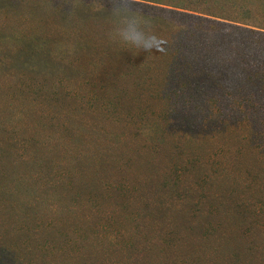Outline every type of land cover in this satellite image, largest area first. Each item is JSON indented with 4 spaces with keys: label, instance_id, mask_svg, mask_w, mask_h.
Listing matches in <instances>:
<instances>
[{
    "label": "rangeland",
    "instance_id": "1",
    "mask_svg": "<svg viewBox=\"0 0 264 264\" xmlns=\"http://www.w3.org/2000/svg\"><path fill=\"white\" fill-rule=\"evenodd\" d=\"M96 19L73 28L90 50L64 86L2 88L0 264H264V36L214 30L167 78L161 51L119 49ZM65 120L97 146L80 193L12 189L23 141L61 143Z\"/></svg>",
    "mask_w": 264,
    "mask_h": 264
},
{
    "label": "trees",
    "instance_id": "2",
    "mask_svg": "<svg viewBox=\"0 0 264 264\" xmlns=\"http://www.w3.org/2000/svg\"><path fill=\"white\" fill-rule=\"evenodd\" d=\"M139 6L152 18L155 30L164 35V44L157 51L166 58L167 78L171 77V70L173 73L178 69L184 73L190 70L184 68L187 65L184 52L180 63L172 64L174 52L194 53L198 48L210 51L207 45L200 47V41L207 44L216 37L214 30L264 36V0H141ZM80 19L109 21L110 12L107 8L93 10V0H0V102L4 96L2 88L42 90L68 83V76L61 75V71L83 62L78 52L83 53L85 48L90 50L84 40H79L82 43L77 47L73 46V28ZM172 37L180 48L174 46ZM72 54L75 55L71 57ZM261 81L264 86V73ZM75 123L76 126L69 125L65 120L61 143L45 140L44 148L41 141L34 140V134L23 141L21 167L24 172L12 178V189H19V185L66 184L71 192L80 193L87 161L92 159L97 146L94 144L93 149L86 146L85 133L79 129L83 124ZM1 125L2 129L8 127L4 119ZM40 131L35 134L47 136ZM31 178L34 179L32 184L28 182ZM259 211V221L264 228V199L260 201Z\"/></svg>",
    "mask_w": 264,
    "mask_h": 264
},
{
    "label": "clouds",
    "instance_id": "3",
    "mask_svg": "<svg viewBox=\"0 0 264 264\" xmlns=\"http://www.w3.org/2000/svg\"><path fill=\"white\" fill-rule=\"evenodd\" d=\"M140 3L141 0H93V10L107 8L110 12L107 41L133 54L152 52L160 44L154 21L143 12Z\"/></svg>",
    "mask_w": 264,
    "mask_h": 264
}]
</instances>
